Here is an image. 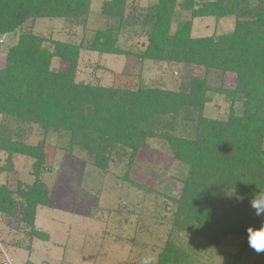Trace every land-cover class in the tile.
Wrapping results in <instances>:
<instances>
[{"label": "trees", "instance_id": "16d2710c", "mask_svg": "<svg viewBox=\"0 0 264 264\" xmlns=\"http://www.w3.org/2000/svg\"><path fill=\"white\" fill-rule=\"evenodd\" d=\"M91 5L92 0H0V38L19 34L0 69V152L35 161L33 184L15 193L0 186V211L20 207L31 237L48 238L35 228V219L37 208L49 203L42 172L45 143L53 135L68 139L69 150L87 152L102 170L116 159L132 165L150 141L158 140L184 172L179 196L168 204L176 238L166 243L157 264H199L201 252L229 236L247 238L249 227L260 226L250 202L257 187L264 190V0H156L143 10L129 0H106L100 12L107 26L95 32L87 48L34 33L40 19L85 24ZM178 6L192 18L234 15L237 24L227 34L194 38L190 20L173 31ZM140 23L149 30L139 59L201 66L206 77L192 79L186 92L77 82L83 49L124 54L122 34ZM56 60L68 69H53ZM209 74L234 75L235 86L218 87ZM212 93L231 102L226 119L204 115ZM237 102L241 115L234 109ZM180 119L195 122L192 138L176 134ZM34 127L42 134L37 144L25 140ZM240 259L241 253L232 264Z\"/></svg>", "mask_w": 264, "mask_h": 264}, {"label": "rangeland", "instance_id": "374dc122", "mask_svg": "<svg viewBox=\"0 0 264 264\" xmlns=\"http://www.w3.org/2000/svg\"><path fill=\"white\" fill-rule=\"evenodd\" d=\"M104 1H92L91 14L85 24L74 27L65 19H40L34 33L64 42L83 43L87 48L95 32L107 26L108 20L100 12ZM129 1L143 10L156 0ZM186 20L193 22L194 38L227 34L237 24L234 15L218 20L192 18L191 11L178 6L173 31L179 22ZM148 30L140 23L124 31L120 42L124 54H101L83 49L77 82L131 89L143 84L186 92L192 79L206 77L201 66L139 59L137 55L148 44ZM18 35V32L7 35L4 44L0 40V69L5 65L6 51L16 44ZM53 69L66 71L68 65L56 60ZM208 80L218 87L232 88L236 79L234 75L216 79L209 74ZM211 97L204 115L226 119L231 102L221 94L212 93ZM234 109L239 115L243 113L240 102ZM179 125L177 135L194 136V121L180 119ZM41 139L38 127L25 137L31 144ZM68 143L61 135H53L45 143L42 180L50 196L48 205L37 208L35 228L48 238L31 237L30 227L20 219V207L8 214L0 211V264L5 254L13 264H141L145 256H154L157 264L166 243L176 238L173 211L168 204L170 197L179 196L183 166L174 160L169 147L158 140L150 141L149 147L141 150L132 165L128 160L119 163L116 159L106 170L97 168L87 152L78 148L69 150ZM34 162L27 156L10 158L8 153L0 152V186L15 193L18 188L33 184ZM239 253L241 259L235 264H264V254L253 252L247 238L237 236H229L216 248L201 252L199 264H232Z\"/></svg>", "mask_w": 264, "mask_h": 264}, {"label": "clouds", "instance_id": "9594fccd", "mask_svg": "<svg viewBox=\"0 0 264 264\" xmlns=\"http://www.w3.org/2000/svg\"><path fill=\"white\" fill-rule=\"evenodd\" d=\"M251 199V207L254 209V215L260 218L259 227H249L247 229L248 247L257 254H264V190L257 187ZM141 264H156L154 256H145Z\"/></svg>", "mask_w": 264, "mask_h": 264}, {"label": "built area", "instance_id": "2783aa9c", "mask_svg": "<svg viewBox=\"0 0 264 264\" xmlns=\"http://www.w3.org/2000/svg\"><path fill=\"white\" fill-rule=\"evenodd\" d=\"M3 264H13V260L5 254V260L3 261Z\"/></svg>", "mask_w": 264, "mask_h": 264}, {"label": "crops", "instance_id": "0c3cea01", "mask_svg": "<svg viewBox=\"0 0 264 264\" xmlns=\"http://www.w3.org/2000/svg\"><path fill=\"white\" fill-rule=\"evenodd\" d=\"M93 1V0H92ZM76 25H74V27H75ZM14 34V33H13ZM7 35H11V34H7ZM7 35H5V36H3V37H1L0 39L3 41V43L2 44H4L5 42H4V39L7 37Z\"/></svg>", "mask_w": 264, "mask_h": 264}]
</instances>
